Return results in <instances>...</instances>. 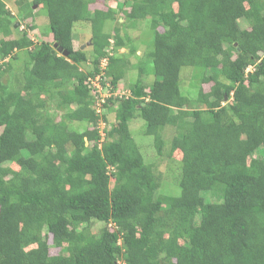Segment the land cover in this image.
Wrapping results in <instances>:
<instances>
[{"label": "trees", "instance_id": "trees-1", "mask_svg": "<svg viewBox=\"0 0 264 264\" xmlns=\"http://www.w3.org/2000/svg\"><path fill=\"white\" fill-rule=\"evenodd\" d=\"M124 1L127 19L150 22L153 44L132 95L100 107L94 79L115 92L129 65L109 51L111 38L125 45L120 29L104 31L116 10L92 11L94 0L19 2L21 17L33 4L46 9L53 41L35 43L0 4V264H264V0ZM85 21L91 61L74 45ZM22 50L29 61L16 88L5 75ZM189 67L198 70L194 99L182 92ZM50 102L65 110L59 120ZM134 118L159 157L179 151V195L157 193L154 166L130 132ZM208 192L220 200L207 201ZM92 220L105 227L92 232ZM50 236L61 253L51 254Z\"/></svg>", "mask_w": 264, "mask_h": 264}, {"label": "rangeland", "instance_id": "rangeland-1", "mask_svg": "<svg viewBox=\"0 0 264 264\" xmlns=\"http://www.w3.org/2000/svg\"><path fill=\"white\" fill-rule=\"evenodd\" d=\"M31 3L32 0H0V4H5L6 7L10 10L13 15L14 27H20L21 30L27 31L31 40L35 43H40L42 41H53V35L50 32L48 15L46 14V9L41 5L40 7L37 4H33V13L29 18L21 17L18 15V6L19 2ZM108 7H113L116 10L115 18L108 19L105 22L104 31L111 34V37L115 34V29H120V35L124 39L125 45L121 48L114 47V39L111 38V45L109 47V51L111 55H117L120 57H124L129 65L124 70V77L117 84V90L115 92H111L109 87L106 89L102 87L99 79L100 76L94 79V82L98 88V97L97 105L100 107V103L103 99L107 97H111L112 95L122 96V95H132L133 88H135L136 81L139 77V60L141 57L145 55L147 51H149V46L153 44V30L150 26V22L146 19L132 21L127 19L124 11H128L130 9V1L124 0H94L91 2L90 9L93 11L96 8H100L103 10H107ZM242 28H248L249 24L245 19L239 20ZM33 25L34 27H31ZM163 29L160 28V31ZM15 33V32H14ZM13 33L10 36L11 39H15L17 37ZM91 25L89 22H78L74 27V45L76 48L81 47L82 49L87 50L89 60L91 61L93 58L91 52ZM129 37V38H128ZM130 40V41H129ZM130 49H134V53H129ZM20 58L16 61H13L12 68L8 71L7 75H5V80L12 79L13 85L18 88L19 83L24 81L23 74L18 72V67L21 66L26 61H29V54L27 50H22L18 52ZM6 61V60H5ZM5 61L0 60V63ZM105 62L102 63V67H105ZM83 69H90L92 66L83 63L81 65ZM151 67V66H150ZM198 70H194L192 68H185L181 72L182 78V92L185 95H189L191 98H196L198 94V89L194 83L198 81V77H195V74ZM13 73V74H12ZM145 81L149 83L154 75L149 73V75L145 76ZM111 80V77L109 78ZM107 82L109 80L107 79ZM212 83L204 84V88L206 91L210 90ZM112 101V100H111ZM119 99H115L114 103L110 102V107L114 109L118 106ZM108 108V107H107ZM50 113L55 116L58 120L60 117H63L65 112L64 109L58 108L56 106V102H50L49 107ZM102 113H106L105 109H100ZM110 120L114 119L115 113L113 111H108L107 114ZM105 121L102 119L100 121V126L102 127V134H104L103 127L105 126ZM69 125L76 130H85L89 124L83 121H74L70 122ZM145 121L141 118H134L130 124V132L134 138V141L139 145L140 150L142 152L145 160L154 166L155 174L158 177L159 188L157 189V193L160 195H172L177 196L180 194V187L177 184L178 178L181 175V165H180V153L176 150L173 153V158H169L166 156L159 157L157 155V151L154 147V139L150 135L144 134L145 129ZM165 138L169 139L174 134V130L171 128H167L165 130ZM14 169H19V166L15 162H10L8 164ZM113 183V180H112ZM204 197L207 201H219L220 197L217 194H213L211 192L204 193ZM105 227V223L99 220H92L89 224V228L94 233H99ZM50 243V251L51 254L55 255L61 253L62 247L57 246L53 243L52 236L49 237ZM34 246V245H33Z\"/></svg>", "mask_w": 264, "mask_h": 264}, {"label": "water", "instance_id": "water-1", "mask_svg": "<svg viewBox=\"0 0 264 264\" xmlns=\"http://www.w3.org/2000/svg\"><path fill=\"white\" fill-rule=\"evenodd\" d=\"M55 48H57V51L62 53L64 56H67L69 54V52L67 50H64L63 47L58 46L57 43H54ZM136 94L139 96L140 95V89L136 90Z\"/></svg>", "mask_w": 264, "mask_h": 264}, {"label": "built area", "instance_id": "built-area-1", "mask_svg": "<svg viewBox=\"0 0 264 264\" xmlns=\"http://www.w3.org/2000/svg\"><path fill=\"white\" fill-rule=\"evenodd\" d=\"M97 77H98V76H97ZM97 77H96V78H97ZM99 80H100V79H99Z\"/></svg>", "mask_w": 264, "mask_h": 264}]
</instances>
